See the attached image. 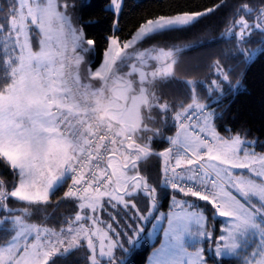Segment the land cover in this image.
I'll return each mask as SVG.
<instances>
[{"label":"trees","instance_id":"16d2710c","mask_svg":"<svg viewBox=\"0 0 264 264\" xmlns=\"http://www.w3.org/2000/svg\"><path fill=\"white\" fill-rule=\"evenodd\" d=\"M111 1L58 0V8L66 19L81 31L84 38L93 42L86 51L84 78L102 61L111 35L123 43L150 19L212 8L190 24L154 31L138 44L146 48L171 49V59H174L173 73L156 78L151 86L152 97L157 104L151 107L152 115L146 114V119L156 130L146 145L153 151L144 152L136 159V171L142 180L159 190V211V207L166 209L171 195L167 186L160 185L163 178L162 152L178 130L176 114L188 105L208 104L209 115L217 131L227 137L239 136L252 141L256 150L264 151V30L246 28L247 25L244 26L239 19L261 18L264 0H122L117 15L107 6ZM18 14L19 0H0V80L8 71L5 58L18 56L20 50L22 35L19 33L15 37L13 29L18 23L14 24ZM27 23L28 37L34 47L38 32L30 22ZM240 28L245 29V34L238 37ZM257 47L258 52L255 50ZM127 65L126 61L120 67ZM217 68L224 70L223 79L217 77ZM146 139L147 136H143L137 140L145 142ZM4 161L0 159V202L9 210L0 212L3 218L20 214L25 220L50 224L58 229L68 222L76 201L84 197L65 196L66 178L47 201L25 202L10 194L18 184L19 175L16 167ZM131 199L127 204L129 207L104 199L102 211L109 226L113 219L119 221L116 227L121 234L115 235V239L120 247L116 250L115 260L119 264H146L150 253L160 244L162 235L158 233L153 241L149 240L147 232L152 221L138 239L135 230L140 229L139 222L133 221L135 230L131 234L124 231L129 218L137 215L130 206L133 201L139 212L145 215L151 208L150 197L142 191ZM199 204L206 208L212 220L211 206L200 201ZM8 222L10 220L5 218L4 223ZM11 234L12 230L0 227V243L6 242ZM208 259L214 264H238L230 257L210 256ZM46 264H89V251L81 240L70 250L53 255Z\"/></svg>","mask_w":264,"mask_h":264},{"label":"rangeland","instance_id":"374dc122","mask_svg":"<svg viewBox=\"0 0 264 264\" xmlns=\"http://www.w3.org/2000/svg\"><path fill=\"white\" fill-rule=\"evenodd\" d=\"M122 5V0H113L108 3V7L115 11L116 15ZM212 8L183 12L173 15H162L154 19H150L144 22L128 39L123 43H119L114 35L110 36L109 45L104 52L102 61L93 70V73L100 76L104 71H116V76L125 77L124 83L131 88L135 85L140 90V95L134 96L133 99L137 102H142L146 98H150L152 101V107L157 104L152 97V82L162 76L171 75L174 70V59H171L172 50L164 47H158L156 50L154 47L146 48L139 46V42L146 35L169 27L184 26L197 20L203 14L211 11ZM55 15L61 20L65 17L63 12L58 8V0H19V14L14 29L15 37L20 33L22 40H20V50L18 55L23 56L29 52L32 48V42L28 37V23L30 22L33 27L37 29L38 22L45 14ZM189 14L193 16L190 23L178 24L171 23L162 27L156 26V22L161 19H169L175 16ZM241 23L246 28L264 30V15L261 18H254L247 20L246 18H239ZM149 22H152L153 27H149ZM13 24V25H14ZM142 28L145 29L142 31ZM75 30V39L77 47L81 48V52L86 56V51L92 47L93 42L83 37L81 31ZM238 37L245 34V29L240 28L238 30ZM21 38V37H20ZM258 52L259 47L255 48ZM127 61V67L121 68ZM170 67V70H169ZM91 69V66L88 65ZM217 77L223 79L224 70L217 68ZM218 80V79H217ZM151 117V113H147ZM131 115V114H130ZM147 127L142 128L138 137L147 136L145 144L149 145V139L153 135V130L156 127L145 119ZM206 129L209 131L210 138H217L219 146L223 147L226 151L231 153L234 157L238 158L246 166V172L253 175L264 173V151L256 150L249 140L243 139L239 136L227 137L224 134L217 131L213 123L207 121ZM180 137V139H178ZM172 140L174 142H180L183 148H187L193 153H197L199 148L206 146L208 151L212 148L208 142H203L196 136H194L190 129L187 128L182 132L177 131ZM180 140V141H179ZM184 140L185 142L182 143ZM211 145V147H210ZM217 147V146H216ZM131 148L135 149L133 145ZM193 148H197L193 150ZM180 151L181 148H178ZM207 151V154H208ZM121 154L116 153L109 157V167L115 178V184H111L106 190H103L95 197H87L76 201V208L71 211V215L68 218V222L61 226L59 229L52 227L50 224L35 223L25 220L22 215H5L3 218L0 215V227H7L12 230L10 238L3 243H0V264H46L55 254L64 253L70 250L75 243L79 240H84L85 246L89 251V264H91V249L88 247L89 242L96 249L97 258H100L101 247L104 242L109 241L111 238L108 236L109 224L105 223L104 211H102V203L104 199L113 201L114 203L128 204L131 202V196L142 191L145 192V182L136 171V159L139 157L140 152L135 151H119ZM145 153L149 152V148H145ZM170 155L169 150L162 152V159L164 155ZM58 159L63 162L65 157L63 152L58 154ZM72 166V165H71ZM70 166V168H71ZM63 168L60 172H54L49 170L47 174L41 173L39 176L34 174L31 170L25 171L22 168L16 167L18 170L19 181L11 191V195L21 185L28 183L29 192L35 196L40 192H47V200L53 190L59 186L68 173V166L61 164ZM256 183V181H253ZM140 187L137 188L136 186ZM258 190L264 189V182L257 185ZM66 192V191H65ZM13 196V195H12ZM15 198L25 202H39L42 200H26L14 196ZM1 199V198H0ZM43 200V201H47ZM186 202H192L195 204L196 210L199 214H203L207 218L209 228H212L213 235H223L220 231L221 228L227 229L232 224L238 223V221H230L227 218L215 216L211 209L212 220L209 219L206 208H204L199 201H195L194 198L186 197ZM260 205V201L255 197L252 201H248V206L252 204ZM204 205V204H203ZM3 210H9L7 205H2L0 202V212ZM5 218H8L10 222L4 223ZM156 217L152 220L147 236L150 241H153L158 233H161V242L157 246L159 247L164 240H167L169 252L171 254L174 264H188V260L191 258V253L188 249H197L202 247L206 257L207 264H214L208 257H230L234 258L238 264H264V214H257L251 217L252 225L241 227L234 233V242L236 247L229 251L228 247H223L220 250V255L217 256L214 241L208 240L206 236V230L202 229L199 225L189 221L187 230L180 233H173L168 226L167 221L161 222L153 229V225L156 223ZM202 233H204L202 235ZM75 240V243H73ZM115 243L119 244L115 239ZM56 248L58 251L53 253L52 249ZM117 248L115 249V255L117 254ZM152 253V252H151ZM115 259V257H114ZM107 263V262H106ZM147 264H153L152 258L149 256Z\"/></svg>","mask_w":264,"mask_h":264},{"label":"clouds","instance_id":"9594fccd","mask_svg":"<svg viewBox=\"0 0 264 264\" xmlns=\"http://www.w3.org/2000/svg\"><path fill=\"white\" fill-rule=\"evenodd\" d=\"M37 32L29 52L5 58L8 71L0 80V95L12 97L0 105V124L5 136L28 147V170L37 176L49 170L58 173L62 163L70 167L79 159L80 145L68 134L72 124L89 133L135 140L147 127L151 99L135 101L140 90L129 88L125 77L99 80L88 72L84 78L85 56L55 13L42 17ZM64 151L67 156L61 162L58 154Z\"/></svg>","mask_w":264,"mask_h":264},{"label":"snow or ice","instance_id":"6c2138e0","mask_svg":"<svg viewBox=\"0 0 264 264\" xmlns=\"http://www.w3.org/2000/svg\"><path fill=\"white\" fill-rule=\"evenodd\" d=\"M192 19V15L184 14L158 20L156 26L162 27L171 23L186 24L190 23ZM149 27H153L152 22H149ZM144 30L142 28V31ZM11 100V96L0 95V105L11 102ZM163 155L164 161L162 162L161 174L164 179L160 182V185H166L171 190L168 206L166 209L159 207V211L157 210L159 190L155 185L149 186L145 182L144 194L146 197H150L151 208L145 215L139 212L133 201L130 206L137 215L129 218V224L125 226L124 231L131 234L135 230L133 221L139 222L140 229L135 230L138 239L153 217H156L153 229L161 222L167 221L169 229L173 233H180L187 230L188 223L191 221L206 230L207 239L214 241L217 256L220 255V250L223 247H228L229 251H231L236 247L235 243L231 242L234 241L235 231H238L241 227L252 225V216L264 214V189L258 190L257 188L259 183L264 182V173L253 175L246 172L245 164L221 146L210 149L207 155L190 153L187 157H178L174 165H172V161L167 154ZM63 156L66 158V151L63 152ZM28 157V147L11 135L5 136L4 127L0 124V158H3L13 167L28 171ZM169 167L171 168V175H169ZM183 181L195 182L199 186V190L183 184ZM253 181H256V183H253ZM136 187L139 188L140 186L137 185ZM12 195L26 200H47L46 191L33 196L29 192L28 183L21 185ZM68 195H74V193L66 192L65 196ZM186 197L194 198L195 201L205 202L211 206L215 216L224 217L230 221H238V223L232 224L227 229L221 228L220 231L223 235L214 236L212 228H209L206 216L203 214L198 215L195 204L186 202ZM253 197L260 201L259 206L254 203L251 207L248 206V201H252ZM121 203L122 206L129 207V205ZM118 224L119 221L115 219L111 222L108 232V236L111 239L102 245L100 258H97L96 249L89 242L91 264H105V262L107 264H119L114 259L115 249L120 247L119 244L115 243V235L121 234L120 229L116 227ZM73 243H75V240H73ZM57 251L56 248L52 249L53 253ZM187 251L191 253L188 264H207L202 247L188 249ZM150 257L153 264H174L166 239L159 247L153 249Z\"/></svg>","mask_w":264,"mask_h":264},{"label":"built area","instance_id":"2783aa9c","mask_svg":"<svg viewBox=\"0 0 264 264\" xmlns=\"http://www.w3.org/2000/svg\"><path fill=\"white\" fill-rule=\"evenodd\" d=\"M61 24L66 28L67 36L72 44L77 47L73 25L65 18L61 20ZM113 76H116L115 71H105L99 78L106 80ZM207 113V106H191L177 115V123L182 128H189L197 138L210 142L209 134L200 126L201 120L207 116ZM68 134L80 145L79 159L70 168L66 186V192L74 193V195L94 194L106 188L112 175L104 166L105 159L114 151H122L135 142L131 137L125 141L119 137L109 138L103 132L89 133L77 124L70 125ZM178 148H181V151L179 156H176L175 151ZM206 151V148H201L196 154L205 155ZM190 153L193 152L183 148L179 143H174L170 146L169 159L174 165L178 157H187ZM169 175H171L170 167ZM182 183L199 190L195 182L183 181Z\"/></svg>","mask_w":264,"mask_h":264},{"label":"crops","instance_id":"0c3cea01","mask_svg":"<svg viewBox=\"0 0 264 264\" xmlns=\"http://www.w3.org/2000/svg\"><path fill=\"white\" fill-rule=\"evenodd\" d=\"M178 139H180V137H178ZM180 141V140H179ZM183 142L182 143H184L185 141L184 140H182ZM181 142V141H180ZM211 145H212V147H216V146H219L218 145V143H217V138H215V137H213L212 138V141H211V143H210ZM211 145H210V147H211ZM202 147V146H201ZM197 148H193V150H196ZM209 149V148H208ZM213 149V148H212ZM66 178V177H65ZM81 240H79V242H80Z\"/></svg>","mask_w":264,"mask_h":264}]
</instances>
